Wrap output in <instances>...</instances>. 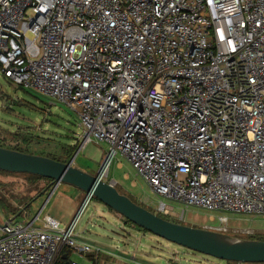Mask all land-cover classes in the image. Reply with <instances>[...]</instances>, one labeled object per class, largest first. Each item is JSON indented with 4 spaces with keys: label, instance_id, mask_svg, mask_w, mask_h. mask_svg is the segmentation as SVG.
I'll return each mask as SVG.
<instances>
[{
    "label": "built area",
    "instance_id": "built-area-1",
    "mask_svg": "<svg viewBox=\"0 0 264 264\" xmlns=\"http://www.w3.org/2000/svg\"><path fill=\"white\" fill-rule=\"evenodd\" d=\"M0 73L74 110L82 144L169 202L264 214V0H0ZM77 236L7 219L0 264L102 251Z\"/></svg>",
    "mask_w": 264,
    "mask_h": 264
},
{
    "label": "rangeland",
    "instance_id": "rangeland-1",
    "mask_svg": "<svg viewBox=\"0 0 264 264\" xmlns=\"http://www.w3.org/2000/svg\"><path fill=\"white\" fill-rule=\"evenodd\" d=\"M79 121V116L74 110L60 103H50L48 97L31 89L15 86L0 73V143L2 145L24 147L34 154L43 150L57 157H65L67 160L75 154L71 160L73 165L95 173L109 150V145L95 140L82 144L79 138L81 132ZM67 145L72 146L68 153ZM0 172H2L0 188L3 187L0 194L3 196L35 194L38 188L50 183L46 178L33 179L22 173H4L2 170ZM102 178L112 183L119 192L129 196L134 202L171 221L197 227H218L224 224L228 228L227 234L231 236L250 238L259 233L264 236V214L220 212L169 202L155 194L149 184L136 173L131 163L119 152L111 157L107 172ZM63 184L66 183H58L55 193L61 190L59 185L63 188ZM161 199L175 206V215L157 210ZM97 208L105 212L97 213ZM181 208H184L182 217ZM36 209L32 202L30 210ZM42 212L45 213L46 209ZM73 213L75 215L76 211ZM74 215L72 214L73 217ZM222 215L227 217L226 221L221 220ZM0 221H4L2 217ZM59 227H64L62 222ZM81 229H84L83 232L92 237L101 249L112 247V241L117 243L116 246L119 248L127 243V246L137 253H144L143 255H147L148 258L155 257L154 261L159 264H173V262L237 264L189 250L147 231L139 230L136 226L124 222L123 217L108 209L103 203L95 201L94 198L86 202L74 221L75 233ZM241 229L252 231V235L242 232ZM70 259L76 260L77 257L71 253ZM172 259L173 261L170 262Z\"/></svg>",
    "mask_w": 264,
    "mask_h": 264
},
{
    "label": "water",
    "instance_id": "water-1",
    "mask_svg": "<svg viewBox=\"0 0 264 264\" xmlns=\"http://www.w3.org/2000/svg\"><path fill=\"white\" fill-rule=\"evenodd\" d=\"M72 158L64 162L0 145V170L39 175L50 179L48 188L62 182L83 192V198L71 223H74L86 202L94 198L133 225L189 250L238 263L264 262V239L236 237L207 227L174 222L119 192L112 183L102 178L110 153H106L95 173L73 165Z\"/></svg>",
    "mask_w": 264,
    "mask_h": 264
},
{
    "label": "crops",
    "instance_id": "crops-1",
    "mask_svg": "<svg viewBox=\"0 0 264 264\" xmlns=\"http://www.w3.org/2000/svg\"><path fill=\"white\" fill-rule=\"evenodd\" d=\"M57 185L58 183L52 185L53 189L50 187L48 188V184L46 186L44 185L43 187L38 188L35 194L30 195H4V198V196L0 194V217H2V220L4 221L7 219H11L17 222L32 220L34 226L36 227L41 226L48 217L57 220L59 224L62 222L64 227L68 226L73 219V212L76 211L80 204V201L83 198V192L69 184H63V188L59 185L58 187H60L61 190L55 193V187ZM2 188L3 187H1L0 190H3ZM80 192L82 193L81 195ZM32 202L33 204H35V207H37V209L33 211L30 210ZM172 206L173 210L175 211V206ZM44 209H46L45 213L42 212ZM103 212H105L103 209L97 208V213L102 214ZM3 222L0 221V225H2ZM83 230L84 229L78 230V239L80 241H86L92 244H96L92 237L86 235ZM116 245L118 244L112 241V247H110L109 249H102V251L97 255L91 252H86L83 255H78L71 248L63 247L58 255L57 260L60 259L61 261H63V264L65 262L69 263V261L74 260L70 259V254L74 253L77 257L75 261H78L81 264H159L154 261L155 257L148 258L147 255H143L144 253H137L134 249H131L130 246H127V243H125V245L120 248ZM171 261H173V259L170 260V262ZM235 263L256 264L254 262ZM173 264L178 263L173 262Z\"/></svg>",
    "mask_w": 264,
    "mask_h": 264
},
{
    "label": "trees",
    "instance_id": "trees-1",
    "mask_svg": "<svg viewBox=\"0 0 264 264\" xmlns=\"http://www.w3.org/2000/svg\"><path fill=\"white\" fill-rule=\"evenodd\" d=\"M0 145L1 146H5V145H2L1 143H0ZM68 146V149H67V153L68 152H70V148H72V146H70V145H67ZM5 147H9V148H13V149H17V150H20V151H23V152H31V151H28L27 149H25L24 147H17V146H5ZM38 154H41V155H45V156H48V157H51V158H53V159H57V160H60V161H64V162H66V161H68L65 157H57V156H55L54 154H51V153H46L45 151H40V152H38ZM4 173H6V171H4ZM22 174H24V175H26L27 177H29V178H33V179H39V178H44V177H41V176H39V175H35V174H28V173H22ZM47 179V178H46ZM49 181H50V179H48ZM108 209H110V208H108ZM116 213V212H115ZM121 216V215H120ZM122 217V216H121ZM165 218V217H164ZM167 219V218H166ZM123 221L124 222H126V223H130V224H132L131 222H129L127 219H124L123 218ZM133 225V224H132ZM134 226H136V225H134ZM137 227V229H139V230H143L142 228H140V227H138V226H136ZM143 231H145V230H143ZM250 238H256V239H264V236H262V234L261 233H259V235H257V236H252V237H250ZM228 262H233V263H235L234 261H228ZM254 263H256V264H264V262H254ZM55 264H63V261H61L60 259H58L56 262H55Z\"/></svg>",
    "mask_w": 264,
    "mask_h": 264
},
{
    "label": "bare ground",
    "instance_id": "bare-ground-1",
    "mask_svg": "<svg viewBox=\"0 0 264 264\" xmlns=\"http://www.w3.org/2000/svg\"><path fill=\"white\" fill-rule=\"evenodd\" d=\"M107 172V164L104 165V168H103V173L105 174Z\"/></svg>",
    "mask_w": 264,
    "mask_h": 264
}]
</instances>
